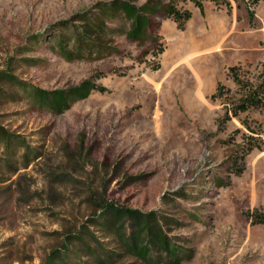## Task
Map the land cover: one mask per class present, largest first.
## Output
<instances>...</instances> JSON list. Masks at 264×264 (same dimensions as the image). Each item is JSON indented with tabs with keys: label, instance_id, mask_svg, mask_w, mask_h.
<instances>
[{
	"label": "rangeland",
	"instance_id": "obj_1",
	"mask_svg": "<svg viewBox=\"0 0 264 264\" xmlns=\"http://www.w3.org/2000/svg\"><path fill=\"white\" fill-rule=\"evenodd\" d=\"M119 1L0 0V71L26 82H0V125L20 137L9 149L0 139V264H43L67 243L54 264H168L123 251L99 222L111 203L175 216L167 229L187 251L179 264H264V223L247 214L264 213V149L242 157L249 137L264 139V108L219 126L238 96L229 66L218 82L231 91L204 95L185 68L161 66L163 8L152 16L150 37L137 40ZM230 3L248 15V0ZM251 6L252 26L264 31V0ZM262 61L243 63V75L254 78ZM85 79L107 90L63 113L35 102L31 87ZM22 143L31 145L29 157Z\"/></svg>",
	"mask_w": 264,
	"mask_h": 264
},
{
	"label": "trees",
	"instance_id": "obj_2",
	"mask_svg": "<svg viewBox=\"0 0 264 264\" xmlns=\"http://www.w3.org/2000/svg\"><path fill=\"white\" fill-rule=\"evenodd\" d=\"M180 1H192L202 10L204 9L205 0H168L163 6L157 5L155 0H147L142 5H137L135 0H121L119 1L120 8L124 11L125 16L131 20V28L128 31V36L141 40L150 37V29L152 27V16L163 8L167 17L175 20L180 28H184L186 22L190 19L192 12L187 8L178 6ZM215 3H225L230 8V0H212ZM249 4L247 11L252 25H255L256 11L251 6V3H257L260 0H248ZM159 6V7H158ZM86 30H92L91 27L85 25ZM61 49L65 50L63 54L68 56V51L64 44H61ZM162 45L154 51L158 55L163 52ZM261 68L258 74L253 78L248 75H243L246 71L243 64H234L228 67V77L232 78L237 84V97L230 103V107H226V111L219 126L224 125L233 116L239 115L241 112L247 111L251 108H264V60L260 62ZM159 65L156 64L155 68ZM8 81L13 84H23L26 82L18 80L17 76L8 71H0V82ZM35 96V102L41 107L55 113H63L69 109L71 105L79 100L88 97L92 91L100 90L106 91L105 85L99 84L92 79H85L77 85H72L62 89L47 90L40 87H31ZM231 91L224 83H219L216 91L212 94L213 98L224 97ZM3 92V87L0 85V95ZM246 127L252 131L255 129L250 125L247 119L243 120ZM260 133V132H259ZM20 138L12 131L0 125V139L4 140L7 148L11 147L14 139ZM249 137L246 145L243 146L242 157L258 148L264 149V139L261 141ZM25 148L23 156L29 157L32 153L31 145L29 143L21 144ZM242 168L238 170V173ZM105 212L100 215L101 225L110 230L117 236L118 241L123 251L134 254L146 260H160L168 264H179L182 262L184 256L187 254L185 246L175 239L174 235L170 234L168 227L178 219L175 216L160 213L158 210L143 211L138 208L114 206L112 203L105 207ZM253 222L264 223V213L248 212L247 213ZM129 220L127 225L123 220ZM73 237L84 240L81 233H76ZM71 242V241H70ZM70 244L67 243L63 248L52 250L47 260L43 264H54L55 260H60L62 255L69 250ZM104 258L110 259L108 250H104ZM104 259V261L106 260Z\"/></svg>",
	"mask_w": 264,
	"mask_h": 264
},
{
	"label": "crops",
	"instance_id": "obj_3",
	"mask_svg": "<svg viewBox=\"0 0 264 264\" xmlns=\"http://www.w3.org/2000/svg\"><path fill=\"white\" fill-rule=\"evenodd\" d=\"M188 9L192 15L184 28L170 17L160 24L167 44L161 55L165 70L185 68L196 89L207 95L216 90L226 67L264 60V31L252 26L249 14L241 16L211 0L204 1L203 10L194 2Z\"/></svg>",
	"mask_w": 264,
	"mask_h": 264
}]
</instances>
